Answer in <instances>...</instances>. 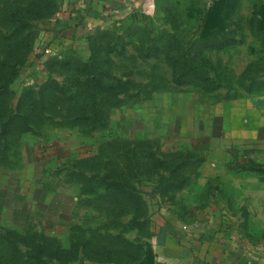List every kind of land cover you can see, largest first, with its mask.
<instances>
[{
	"label": "rangeland",
	"instance_id": "374dc122",
	"mask_svg": "<svg viewBox=\"0 0 264 264\" xmlns=\"http://www.w3.org/2000/svg\"><path fill=\"white\" fill-rule=\"evenodd\" d=\"M108 1L0 0V264H160L208 216L264 242V0ZM188 37L220 87L175 82Z\"/></svg>",
	"mask_w": 264,
	"mask_h": 264
},
{
	"label": "crops",
	"instance_id": "0c3cea01",
	"mask_svg": "<svg viewBox=\"0 0 264 264\" xmlns=\"http://www.w3.org/2000/svg\"><path fill=\"white\" fill-rule=\"evenodd\" d=\"M114 1L113 5L122 6V0ZM108 2L94 0L93 5L108 11V7L111 8ZM89 17L98 18L91 13ZM170 222L158 248L160 264H264V242L254 240L263 236L253 235L233 219L221 222L219 218L208 216L185 224L176 220Z\"/></svg>",
	"mask_w": 264,
	"mask_h": 264
},
{
	"label": "trees",
	"instance_id": "16d2710c",
	"mask_svg": "<svg viewBox=\"0 0 264 264\" xmlns=\"http://www.w3.org/2000/svg\"><path fill=\"white\" fill-rule=\"evenodd\" d=\"M187 42H191L190 37L187 38V40L183 44V47H181V57L183 58L184 68H183L182 72H180L179 74H174L175 82L177 84H182V83H187L190 80L197 79V80L203 81V83H204L203 88L208 90V91H211V90H214V89L220 87V83L217 80L208 76L206 72L201 71V69H200L201 67L199 65H197V63L195 62L193 55H192V50H193L194 44L193 43L189 44ZM160 47L162 48V46L159 43L153 44L152 45V53H156L158 51V49H160ZM85 71L86 72L83 74V76L85 77L83 80L84 83L91 85L92 87L97 89L98 92L100 90L103 91V90L110 88L109 89V91H111L110 94H106V95L102 96L101 98H99L103 102L110 104L113 101H116V98H115L116 94L118 92H122L124 89H127V85H128L127 82L121 81V80L114 83V84H110V86L108 88H106L105 86H103V84H102L103 81L101 80V78L100 77L98 78L94 75L93 67L87 65L85 67ZM2 85L3 84L0 83V89H1ZM0 94H1V90H0ZM93 95H94V93H93ZM88 96L91 98L90 94H88ZM91 99L93 101H96L97 98H91ZM91 110L94 111L93 106H91ZM99 113H100V111H99ZM86 118L92 127L102 126L105 123V121L103 119L97 118L98 120H96L95 118H93L91 116V114L89 116H87ZM9 122H10V120H9ZM163 162H164L163 160H156L157 164L164 165ZM176 166H178L177 168H179L180 164H176L174 167H170V166H167V167L173 168L175 171ZM138 168L139 167L137 166V162H134V164L132 166V170L134 172H137ZM104 180L107 182V185L109 187H112V188L118 190L123 195L130 196V195H133L135 193L134 188L131 185L130 181L127 182V181L116 180V179H112V178H104ZM43 254H44L43 244H38L35 247L34 251L31 253V255L33 257H36L39 261L42 260Z\"/></svg>",
	"mask_w": 264,
	"mask_h": 264
}]
</instances>
